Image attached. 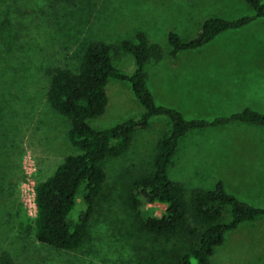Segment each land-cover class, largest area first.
<instances>
[{
	"label": "rangeland",
	"instance_id": "obj_1",
	"mask_svg": "<svg viewBox=\"0 0 264 264\" xmlns=\"http://www.w3.org/2000/svg\"><path fill=\"white\" fill-rule=\"evenodd\" d=\"M251 13L243 0H0V252L9 253L14 264H174L188 247L187 237L141 233L125 192L129 181L152 169L156 142L170 129L164 118L135 132L126 155L104 161L106 182L80 249L54 250L21 228V218L28 217L22 205L24 162L32 164L36 184L65 156L78 153L67 140L68 122L47 103L45 70L74 71L88 43H117L142 31L163 50L160 62L146 66L156 104L187 118L209 119L245 107L264 113V22L222 33L174 59L167 43L169 32L191 40L208 18L232 20ZM113 64L126 73L134 69L124 53ZM105 90L107 107L88 121L92 129H108L144 112L127 82L109 80ZM168 176L188 192L212 189L220 180L239 200L264 208V129L230 124L192 132L179 143ZM84 193L83 185L74 217L85 209ZM262 262L264 219L227 232L211 257V264Z\"/></svg>",
	"mask_w": 264,
	"mask_h": 264
},
{
	"label": "trees",
	"instance_id": "obj_2",
	"mask_svg": "<svg viewBox=\"0 0 264 264\" xmlns=\"http://www.w3.org/2000/svg\"><path fill=\"white\" fill-rule=\"evenodd\" d=\"M243 2L250 7L251 14L232 20L208 18L191 40L182 41L178 34L169 32V56L174 59L180 52L204 47L222 33L264 21V0ZM122 53L133 60L134 69L130 73L113 64ZM162 59L161 46L151 43L145 33L138 31L117 43H88L74 71L61 67L45 70L47 103L68 122L67 140L78 153L65 156L46 180L34 186L36 216L23 215L20 226L25 232H32L37 243L58 251H75L83 246L106 182L104 161L126 155L135 132L147 130L157 118L166 119L170 129L156 142L152 169L134 177L125 189L127 208L141 233L161 239L183 234L188 247L174 264H211L213 252L223 244L227 232L264 219L263 207L239 200L220 180L212 189L196 187L188 192L181 182L169 178L168 168L186 135L230 124L264 129V113L245 107L209 119L187 118L175 108L156 104L148 86L146 66ZM109 80L127 82L144 112L96 131L88 121L104 114L108 103L105 87ZM83 185L85 209L74 217L76 197ZM150 209L155 210V215H151ZM0 264H14V261L9 253L1 251Z\"/></svg>",
	"mask_w": 264,
	"mask_h": 264
},
{
	"label": "built area",
	"instance_id": "obj_3",
	"mask_svg": "<svg viewBox=\"0 0 264 264\" xmlns=\"http://www.w3.org/2000/svg\"><path fill=\"white\" fill-rule=\"evenodd\" d=\"M25 165L23 166L24 168V173H25V182H26V187L22 191V205L25 213L28 215L29 218H34L36 216V202H35V190L34 186L35 183L31 182L32 178V173H33V168L32 164L29 161L24 162Z\"/></svg>",
	"mask_w": 264,
	"mask_h": 264
},
{
	"label": "crops",
	"instance_id": "obj_4",
	"mask_svg": "<svg viewBox=\"0 0 264 264\" xmlns=\"http://www.w3.org/2000/svg\"><path fill=\"white\" fill-rule=\"evenodd\" d=\"M256 22H264V21H256ZM255 22V23H256ZM252 25V24H251ZM249 27V26H248ZM247 28V27H246ZM245 29V28H244ZM241 30H243V29H241ZM238 31H240V30H238ZM231 32H235V31H231ZM236 70H238V69H236ZM187 71H188V69H187ZM181 112V111H180ZM182 113V112H181Z\"/></svg>",
	"mask_w": 264,
	"mask_h": 264
}]
</instances>
